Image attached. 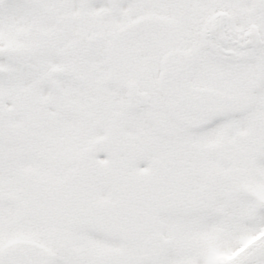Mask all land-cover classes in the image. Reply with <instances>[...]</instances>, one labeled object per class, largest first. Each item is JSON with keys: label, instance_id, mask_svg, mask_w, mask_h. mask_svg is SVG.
<instances>
[{"label": "snow or ice", "instance_id": "snow-or-ice-1", "mask_svg": "<svg viewBox=\"0 0 264 264\" xmlns=\"http://www.w3.org/2000/svg\"><path fill=\"white\" fill-rule=\"evenodd\" d=\"M0 264H264V0H0Z\"/></svg>", "mask_w": 264, "mask_h": 264}]
</instances>
